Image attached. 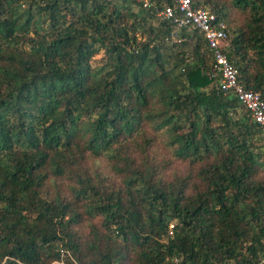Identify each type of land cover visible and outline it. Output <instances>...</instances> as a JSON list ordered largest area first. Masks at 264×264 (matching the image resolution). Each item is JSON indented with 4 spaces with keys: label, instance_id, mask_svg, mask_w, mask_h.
Wrapping results in <instances>:
<instances>
[{
    "label": "trees",
    "instance_id": "1",
    "mask_svg": "<svg viewBox=\"0 0 264 264\" xmlns=\"http://www.w3.org/2000/svg\"><path fill=\"white\" fill-rule=\"evenodd\" d=\"M189 1L264 101V0ZM148 2L0 0V264H264V136Z\"/></svg>",
    "mask_w": 264,
    "mask_h": 264
},
{
    "label": "built area",
    "instance_id": "2",
    "mask_svg": "<svg viewBox=\"0 0 264 264\" xmlns=\"http://www.w3.org/2000/svg\"><path fill=\"white\" fill-rule=\"evenodd\" d=\"M143 7L149 5L148 0H137ZM172 6L157 9V16L169 20L174 30L187 26L197 28L207 41L212 55V65L208 77L215 80L219 89L231 92L239 103L248 111L252 122L256 124L264 136V101L259 92L244 89L237 81V70L228 61L224 48L227 45L228 34L221 21H217L214 14L202 9H193L189 0H173ZM264 259V256H263Z\"/></svg>",
    "mask_w": 264,
    "mask_h": 264
},
{
    "label": "rangeland",
    "instance_id": "3",
    "mask_svg": "<svg viewBox=\"0 0 264 264\" xmlns=\"http://www.w3.org/2000/svg\"><path fill=\"white\" fill-rule=\"evenodd\" d=\"M88 164H89V165H95V166H98L99 169H101V170H105V171L107 170V167H106V165H105V162H104V160L101 159V158H99V159H94V160L90 159V160H88Z\"/></svg>",
    "mask_w": 264,
    "mask_h": 264
}]
</instances>
